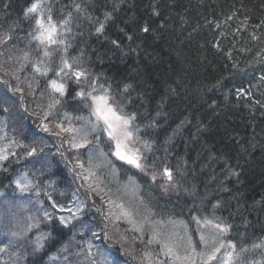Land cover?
<instances>
[{"label":"trees","instance_id":"1","mask_svg":"<svg viewBox=\"0 0 264 264\" xmlns=\"http://www.w3.org/2000/svg\"><path fill=\"white\" fill-rule=\"evenodd\" d=\"M33 2L0 0L1 27L33 34ZM42 11L65 31V70L99 77L135 116L151 161L184 184L167 197L139 179L148 210L217 220L247 249L263 242L264 0H43ZM77 91L69 86L64 100L74 119L87 116ZM87 139L107 151L99 133ZM11 178L0 171L1 186Z\"/></svg>","mask_w":264,"mask_h":264},{"label":"rangeland","instance_id":"2","mask_svg":"<svg viewBox=\"0 0 264 264\" xmlns=\"http://www.w3.org/2000/svg\"><path fill=\"white\" fill-rule=\"evenodd\" d=\"M52 23L57 27L56 39L62 43L41 44L34 38L37 31L21 38L0 24V155L7 157L0 160V171L12 177V184L2 180L10 190L0 184V264H26L44 245L52 219L72 232L62 253L52 255L46 264H188L169 255L168 247L180 257L194 252L195 264H205L207 255L220 243L224 247L207 264H264V241L244 248L246 244L230 238L229 227L217 220L192 214L177 220L154 216L139 179L167 197L177 196L184 184L180 187L172 167L160 168L151 161V144L140 137L135 119L129 128L132 136L127 141L120 136L121 150L139 157L141 167L115 154L116 141L109 137L104 122L93 115L94 103L87 93L107 94L118 114L132 115L99 77L84 72L85 76L77 80L76 71L60 72L67 39L64 29ZM21 45L26 46V53ZM46 48L48 56L44 55ZM50 75L53 77L48 78ZM53 79L65 84V95L53 93L49 84ZM69 86L78 90L76 100L87 105V116L74 119L66 114L64 100ZM81 91L85 96L79 95ZM54 98L60 103L49 108ZM39 122L47 126V131L37 128ZM68 128L72 131L63 130ZM90 133H99L106 140L105 153L98 143L88 141ZM83 138L87 140L85 146L75 147L84 143ZM165 169L171 172V179ZM51 171L61 173V177L48 180L56 183L53 186L57 191L44 195L46 183L38 184V188L36 182ZM17 180L26 183L27 188L17 187ZM201 235L205 242L200 240ZM112 245L123 254L113 250Z\"/></svg>","mask_w":264,"mask_h":264},{"label":"snow or ice","instance_id":"3","mask_svg":"<svg viewBox=\"0 0 264 264\" xmlns=\"http://www.w3.org/2000/svg\"><path fill=\"white\" fill-rule=\"evenodd\" d=\"M42 4L43 0H34V2L31 4L29 8L26 10L27 14H33L35 13L37 15L36 19V25L38 32V35H36L34 38L37 39L41 44L45 45H54L57 43H62V41H58L56 39V33H57V27L55 24L52 23L51 16H47V23H45V16L44 12L42 11ZM79 7V6H77ZM67 23V21H65ZM104 25L101 24L99 28H97L98 32L103 31ZM144 31H147V28L144 29ZM44 55L48 56L50 55L47 48L44 51ZM63 67L60 69V72H64L65 69H72V64H70L66 59L62 60ZM38 72L40 71L39 68L36 69ZM45 74L47 72V69L44 70ZM67 75V73H65ZM59 75V72L57 73ZM85 73L82 71H76L75 77L77 80H79L81 77H84ZM49 84L53 90V93H58L60 96L65 95V84L58 82V80L53 79L49 81ZM95 90V89H94ZM80 96H85V93L81 91L79 93ZM88 96L91 97L93 103H94V110L93 115L96 116L97 120H102L104 124L107 126L108 135L112 140L116 141V155L122 159L126 160L128 163L135 165L136 167H141V164L139 163V157L136 156H129L126 155L121 149L123 141H127L131 136L132 132L129 131L131 121L135 119V116H124L117 113V111L109 104V97L107 94L104 95H96L92 96L91 92L87 93ZM60 103L58 99H53V103L49 104V108L53 107L55 104ZM47 127V126H45ZM62 127V125H61ZM64 131H72V129H63ZM119 133V135H118ZM120 136L123 137V141L120 139ZM84 139V143L75 144V147H84L85 143H87L86 138ZM35 151V150H33ZM6 156L0 155V160L6 159ZM165 173L167 174L168 178L171 179L172 175L171 172L165 169ZM17 187L21 188V190H25L27 188V184H22L20 180L16 181ZM45 215L47 216L48 213L45 212ZM61 222L63 223V218H61ZM217 228H220V225H216ZM226 231V228L223 229ZM200 240L202 242H205V237L201 235ZM167 247V246H166ZM224 247L223 243H220L219 246L214 247L210 254L207 255L205 264H207L208 261H212L216 259V254L220 251L221 248ZM231 247H235V245H232ZM167 253L171 256H173L176 260H183L187 261L188 264H195L194 255L193 252L192 256H184L180 257L177 256L176 253L173 251L172 248H167Z\"/></svg>","mask_w":264,"mask_h":264},{"label":"bare ground","instance_id":"4","mask_svg":"<svg viewBox=\"0 0 264 264\" xmlns=\"http://www.w3.org/2000/svg\"><path fill=\"white\" fill-rule=\"evenodd\" d=\"M8 29H10L14 32L17 29H19V27L18 26H11ZM48 180L49 179L45 176L44 178H42L36 182L37 186H38V184H39V186H42L43 183H46V186H44L43 191H42V193L44 195L52 194V193L57 191V188L53 186L56 183L55 182L50 183ZM39 186H38V188H39ZM50 222L51 223H58L56 221V219H52ZM50 227H51V225H50ZM71 232L72 231H70L69 229H65L64 227L62 228V231L61 230L49 231L48 235L44 241V245L41 247L40 251L37 254H35L33 257L29 258L26 264H46L50 260V257L52 255H54V254L60 255L63 251V248H64L66 241L69 239V238L65 239L64 236H66L68 234L70 235ZM53 236H55L57 238H63V239L62 240L55 239Z\"/></svg>","mask_w":264,"mask_h":264}]
</instances>
